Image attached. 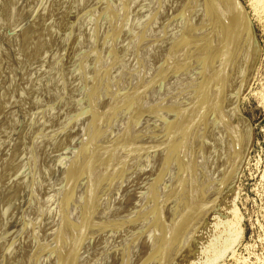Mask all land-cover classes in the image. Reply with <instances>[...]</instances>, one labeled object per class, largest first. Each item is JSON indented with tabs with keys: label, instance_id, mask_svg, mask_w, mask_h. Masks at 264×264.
<instances>
[{
	"label": "bare ground",
	"instance_id": "bare-ground-1",
	"mask_svg": "<svg viewBox=\"0 0 264 264\" xmlns=\"http://www.w3.org/2000/svg\"><path fill=\"white\" fill-rule=\"evenodd\" d=\"M237 7L0 0V264H196L243 157Z\"/></svg>",
	"mask_w": 264,
	"mask_h": 264
},
{
	"label": "rangeland",
	"instance_id": "rangeland-1",
	"mask_svg": "<svg viewBox=\"0 0 264 264\" xmlns=\"http://www.w3.org/2000/svg\"><path fill=\"white\" fill-rule=\"evenodd\" d=\"M234 2L239 12L244 11L246 15L248 29L245 37L251 41L246 52L247 59L251 56L247 66L249 78L238 97V113L232 112L234 115L229 116L231 128L241 136L242 148L237 154L243 157H239L232 178L226 179L222 185L226 199L223 198L229 201L230 208L220 209L221 217L215 219L216 224L207 220L204 211L200 216L203 224L196 227L193 237L207 233L197 239L191 236L192 239L186 241L189 244L192 240V254L187 261L196 264H264V7L258 9L252 0ZM8 34L5 33V37ZM243 134L245 142L241 140ZM214 229L220 233L211 236L209 231L214 233Z\"/></svg>",
	"mask_w": 264,
	"mask_h": 264
}]
</instances>
